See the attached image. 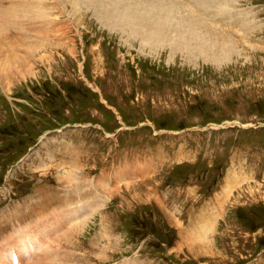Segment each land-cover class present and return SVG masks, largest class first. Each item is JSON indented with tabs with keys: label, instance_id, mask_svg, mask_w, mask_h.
<instances>
[{
	"label": "rangeland",
	"instance_id": "1",
	"mask_svg": "<svg viewBox=\"0 0 264 264\" xmlns=\"http://www.w3.org/2000/svg\"><path fill=\"white\" fill-rule=\"evenodd\" d=\"M170 3L174 19L232 21L202 46L129 48L68 7L50 47L0 79L1 247L14 222L39 234L64 213L50 264H264V0Z\"/></svg>",
	"mask_w": 264,
	"mask_h": 264
},
{
	"label": "bare ground",
	"instance_id": "2",
	"mask_svg": "<svg viewBox=\"0 0 264 264\" xmlns=\"http://www.w3.org/2000/svg\"><path fill=\"white\" fill-rule=\"evenodd\" d=\"M170 1L171 0H0V79H4L8 81L12 77L13 74L14 76L18 77L17 75H15L16 72L18 73V70L22 71V69L26 67H30L31 62L29 61L30 60L29 57L31 58L32 53H35V51H37L41 47H50L48 45L50 42L49 36L54 35L55 34L54 31H57V32L58 30L60 31L59 27H57L58 26L57 19H60L61 17L62 18L68 17L67 11H66L68 7L73 11L72 13L73 16L78 13L79 6H81L82 4L91 7L92 10L95 9L96 11H98L99 14L102 16V18L104 19L103 21L105 23L110 25V27H113L114 29H116V32L118 30L120 34L127 35L126 37L127 41L125 43L129 48L132 47L131 43L129 44V42H133L136 40H138L140 45L156 44L157 42L158 43H160L161 41L164 42V40H169V41L171 40L170 44L175 48L177 47L188 48L187 46L189 44L191 46L193 44H196L197 46H202L203 44H205L206 36H211L213 34L226 33L225 29H217V31L214 32L212 31V28L214 27L216 28L220 25H223L227 23V21H230V20L232 21V18H226L224 19L225 23L218 21L214 23L205 24V23L191 21V20L198 21L199 19H186V18L185 19H174L172 13H174L173 8L175 6L173 5L174 6L173 8H169L168 5L171 4ZM180 1L183 2L187 0H180ZM206 1L212 4L223 3V0H206ZM49 2H53L50 9L48 8L50 7ZM174 4H177V3H174ZM194 9H198V8L194 7ZM202 18L204 20V17ZM211 20H213V18ZM244 26L245 25H241L240 29H244ZM54 27H55L53 31L54 34L48 35L49 29H53ZM204 27H207V28L204 30ZM69 31H70V27H69ZM33 37L35 38L34 40H37V42L34 43V41L32 40ZM58 39L61 40L63 38L61 39L58 38ZM166 42L167 41H165L164 43ZM37 43H40V45L41 44L42 45L38 46L36 45ZM64 47L67 48L68 46H64ZM180 48L178 49L180 50ZM194 49H196L197 52L200 51V53L201 52L204 53L203 48H194ZM183 50L184 49H182V51ZM70 52H73V49L70 50ZM220 52H221V54L219 53L220 55H224V53H230V52L232 53L230 49L228 50L223 49V50H220ZM184 53H187V52H184ZM22 75L24 77L25 73H23ZM2 82L4 81L2 80ZM137 175L138 174L136 173L134 174L132 173L129 175L128 172L127 173L120 172L116 176L119 179H121L120 176H122L124 180H127L131 176L137 178ZM88 186L91 187L89 188L91 192L94 189H96L94 187L95 185L92 187V185L88 184ZM85 193L87 192L85 191ZM98 200L96 199L94 202L90 204L86 203V204L80 205L78 207H75L76 209L72 210L74 211L73 213H75V211H77V213H82V215L80 216V220H79L80 222L79 221L78 223L75 222L76 228L83 229L84 226L88 223L87 221L89 220L90 216H92L91 215L92 212L94 213L97 207L103 206V204L101 205L102 202H100L101 199L99 201ZM26 214H29V213L27 212ZM62 214L64 213L53 214L54 215L53 217L54 219H56V222H58L61 219L59 216H61ZM21 215L23 216V214ZM73 215L74 214H70V215L65 214L64 217L66 218L69 217L68 219H71ZM14 217L16 218L17 216H14ZM17 219L20 220L19 218ZM14 220L17 221L16 219ZM18 222L19 223L14 222V224L12 223L13 225L10 226L12 229V232L10 234L12 236L11 240L9 239L8 241V238H6L5 240H7L8 242H6L5 244V241H4L3 242L4 245H2V247L0 246L1 247L0 264H13L12 261L10 260L11 259V255H10L11 249H13L17 254V264H50L49 262L50 261V254H49L50 250H49V247L47 246V241H48V237L54 234L53 230L56 231L59 225L54 221L55 226L53 227H55V229H53L52 224H49L47 222L45 223L43 227H39L41 230L39 234H37V232L33 233L34 232L33 227H32L33 232H31V229L27 225L26 226L20 225L21 227L20 228L19 225L17 224H21V223L20 221ZM69 222H72V221L69 220ZM30 224L32 225V223ZM47 231H51V232L49 234H45ZM59 246L63 247L62 243H60ZM68 246L69 245H67V247ZM37 253L40 255L39 258H38ZM59 264H65V263H59ZM125 264H132V262H126ZM133 264H136V263L133 262Z\"/></svg>",
	"mask_w": 264,
	"mask_h": 264
}]
</instances>
